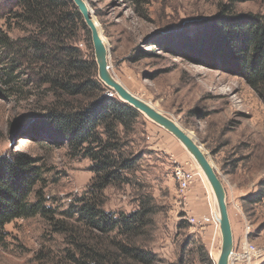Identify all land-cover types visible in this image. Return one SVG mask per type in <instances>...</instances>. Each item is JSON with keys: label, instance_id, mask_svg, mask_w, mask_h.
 <instances>
[{"label": "rangeland", "instance_id": "rangeland-1", "mask_svg": "<svg viewBox=\"0 0 264 264\" xmlns=\"http://www.w3.org/2000/svg\"><path fill=\"white\" fill-rule=\"evenodd\" d=\"M85 1L107 45L114 78L196 140L224 184L234 252L241 253L246 242L262 251L258 262L264 264V88L255 91L242 77L206 65L197 52L188 59L186 48L179 45H184L183 36L230 0ZM15 5L14 0H0V157L25 152L38 161L43 174L28 202L33 203L41 192L50 213L47 218L37 214L4 226L0 264H76L78 253L69 236L95 233L78 223L73 213L74 204L91 184L92 162L67 144L55 146L27 133L36 131L38 118L60 101L50 88L35 84L23 68H17L3 44L34 32L17 18ZM231 7L237 13L264 17V0ZM73 44L86 60L80 82L96 76L104 86L97 75L91 39L80 34ZM67 100L87 101L84 97ZM123 142L119 150L123 158L134 160V167L120 171L115 185L103 190L101 209L115 216L129 215L148 203L153 214L145 233L137 237V246L154 254L162 262L158 264H206L204 247L215 264L221 237L212 216L214 198L190 155L141 114ZM176 168L194 176L184 194L173 177ZM191 189H196L197 205L205 212V218L194 223L187 209ZM55 226L66 230L56 231Z\"/></svg>", "mask_w": 264, "mask_h": 264}, {"label": "trees", "instance_id": "trees-1", "mask_svg": "<svg viewBox=\"0 0 264 264\" xmlns=\"http://www.w3.org/2000/svg\"><path fill=\"white\" fill-rule=\"evenodd\" d=\"M14 1L17 18L34 32L3 44L14 57L13 62L18 63L17 68H23L35 84L50 88L60 101L38 118L36 131L27 133L55 146L67 144L70 150L83 153L92 162L91 184L74 204L73 213L78 223L95 233L69 236L78 253L75 263H162L136 244L137 237L150 225L153 214L150 204H142L129 215L115 216L101 209L103 190L115 185L120 171L134 167V160L123 158L119 149L133 132L140 113L120 101L96 76L92 81L80 82L86 60L73 43L80 34L89 40L90 35L71 0ZM246 1L250 0H230L214 17L203 20L194 32L183 36L184 45H179L186 48L188 59L197 52L206 65L240 76L253 90L259 91L264 88V17L237 13L231 7ZM92 59L90 63L95 65ZM75 97H84L87 101L75 104L67 100ZM37 162L25 152L0 157V244L5 238L7 223L37 214L47 218L50 213L41 201V192L36 194L33 203L28 202L43 174ZM55 229L66 230L64 226H55ZM112 233L119 236H108ZM111 237L118 240L112 241ZM201 249L206 264H214L205 248Z\"/></svg>", "mask_w": 264, "mask_h": 264}, {"label": "water", "instance_id": "water-1", "mask_svg": "<svg viewBox=\"0 0 264 264\" xmlns=\"http://www.w3.org/2000/svg\"><path fill=\"white\" fill-rule=\"evenodd\" d=\"M71 1L80 13L89 32L99 80L108 90L112 91L120 101L129 105L153 124L169 133L185 149L196 163L197 167L203 172L212 190V198L214 197L215 200L212 202V211H217V213L214 212V214L216 213L214 218L218 224L221 237L220 252L215 264H232L231 257L234 252V240L226 202V190L216 169L212 163H210L208 156L204 153L196 140L186 130H183L176 121L158 110L150 102L144 101L132 94L113 77L108 65V48L102 38L98 23L92 15V11L85 0Z\"/></svg>", "mask_w": 264, "mask_h": 264}, {"label": "built area", "instance_id": "built-area-1", "mask_svg": "<svg viewBox=\"0 0 264 264\" xmlns=\"http://www.w3.org/2000/svg\"><path fill=\"white\" fill-rule=\"evenodd\" d=\"M173 177L178 184L179 192H181L182 194H184L187 191L191 181L194 178L192 173L185 171L181 168H176L174 170ZM209 205L211 206V204ZM189 220L191 223L195 222L194 218H189ZM260 252L262 251L257 250L253 245L247 244L245 242L242 246V252L241 253L233 252L232 258L234 262L236 261L239 263H247V264H250L254 259L255 260L254 264H260V261L258 262V259L262 258L263 256V254Z\"/></svg>", "mask_w": 264, "mask_h": 264}, {"label": "crops", "instance_id": "crops-1", "mask_svg": "<svg viewBox=\"0 0 264 264\" xmlns=\"http://www.w3.org/2000/svg\"><path fill=\"white\" fill-rule=\"evenodd\" d=\"M188 199V214L191 215L196 221H202L205 218V212H201L200 207L197 205V192L195 190H190ZM200 225V224H199Z\"/></svg>", "mask_w": 264, "mask_h": 264}, {"label": "bare ground", "instance_id": "bare-ground-1", "mask_svg": "<svg viewBox=\"0 0 264 264\" xmlns=\"http://www.w3.org/2000/svg\"><path fill=\"white\" fill-rule=\"evenodd\" d=\"M104 40V39H103ZM114 77V76H113ZM183 129V128H182ZM184 130V129H183ZM198 170H200L199 168H198ZM201 171V170H200ZM201 173H202V175L204 176V174H203V172L201 171ZM204 179H205V176H204ZM205 181H206V179H205ZM207 182V181H206ZM207 184H208V182H207ZM208 186H209V184H208ZM209 188H210V186H209ZM210 190H211V188H210ZM211 192H212V190H211ZM213 194V193H212ZM214 198V197H213ZM215 201V200H214ZM214 204H215V202H214ZM214 212H216L217 213V211H214ZM214 212H213V214H214ZM215 213V214H216ZM212 214V216H213V219L215 220V214L213 215ZM215 222H216V220H215ZM218 225V224H217ZM219 256V255H218ZM218 259V258H217ZM233 261V258L231 257V262Z\"/></svg>", "mask_w": 264, "mask_h": 264}]
</instances>
